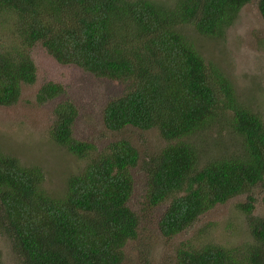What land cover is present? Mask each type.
<instances>
[{"label":"trees","instance_id":"1","mask_svg":"<svg viewBox=\"0 0 264 264\" xmlns=\"http://www.w3.org/2000/svg\"><path fill=\"white\" fill-rule=\"evenodd\" d=\"M250 1L0 0V13L16 17L17 32L13 45L0 41L1 106L17 103L22 86L35 82L30 51L40 44L58 64L126 84L102 110L108 130L155 129L165 142L141 161L126 138L98 149L73 136L75 106L58 103L50 139L85 162L57 192L44 188L40 165L22 164L0 148V233L19 264H124V247L139 227L128 205L136 166L146 177L145 203L166 204L157 228L168 238L264 180V124L193 38L221 37ZM258 10L264 20V0ZM62 90L47 81L36 100L47 102ZM222 122L238 147L207 156L203 142ZM253 200L247 195L238 207L248 214ZM249 228L252 242L245 247L197 238L176 249V264H264V217L250 216Z\"/></svg>","mask_w":264,"mask_h":264},{"label":"rangeland","instance_id":"2","mask_svg":"<svg viewBox=\"0 0 264 264\" xmlns=\"http://www.w3.org/2000/svg\"><path fill=\"white\" fill-rule=\"evenodd\" d=\"M171 4L174 0H155ZM16 17L0 13V41L16 42L13 24ZM15 28V27H14ZM17 29V28H16ZM194 35L191 29L188 31ZM196 48L208 65H216L231 80L237 99L256 113L264 124V20L258 10V0H251L237 12L233 22L221 37L194 35ZM36 65V80L23 85L14 105H0V148L19 158L22 164H38L43 168V186L49 192L60 191L63 180L83 166L85 159H77L65 148L50 139L49 129L54 121L53 109L58 103L71 102L77 115L72 131L76 139L93 143L98 149L109 142L126 138L139 151L140 161L158 151L164 144L155 129L141 130L126 126L120 131L108 130L102 120V110L111 98L125 89L123 82L96 77L75 65L54 61L40 46L31 48ZM47 81L57 83L62 92L53 99L39 103L36 94ZM203 142L204 154L222 155L238 147L233 133L222 122L208 131ZM134 190L128 205L139 216L137 236L124 247V264H176L175 251L197 238L216 244L235 247L252 242L250 216L264 217V180L251 191L217 204L181 233L165 237L157 228V221L166 204L156 207L145 203L146 177L140 165L132 169ZM253 196V210L245 213L238 205ZM0 257L3 264H19L9 238L0 233Z\"/></svg>","mask_w":264,"mask_h":264}]
</instances>
